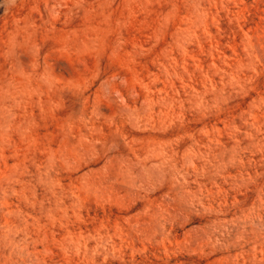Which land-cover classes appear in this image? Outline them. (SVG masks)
I'll return each mask as SVG.
<instances>
[{"label":"rangeland","instance_id":"374dc122","mask_svg":"<svg viewBox=\"0 0 264 264\" xmlns=\"http://www.w3.org/2000/svg\"><path fill=\"white\" fill-rule=\"evenodd\" d=\"M0 264H264V0H0Z\"/></svg>","mask_w":264,"mask_h":264}]
</instances>
